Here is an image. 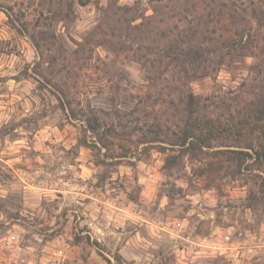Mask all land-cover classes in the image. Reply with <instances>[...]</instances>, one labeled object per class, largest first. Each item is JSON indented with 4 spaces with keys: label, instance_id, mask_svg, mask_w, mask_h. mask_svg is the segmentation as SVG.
<instances>
[{
    "label": "rangeland",
    "instance_id": "rangeland-1",
    "mask_svg": "<svg viewBox=\"0 0 264 264\" xmlns=\"http://www.w3.org/2000/svg\"><path fill=\"white\" fill-rule=\"evenodd\" d=\"M113 1L131 7L127 17L151 13L149 0H85V5L75 2L71 17L62 15L46 27L39 16L42 4L65 8L66 0H0V246L15 232L24 248L47 247L42 252L52 256L49 264H108L104 257L117 264L116 255L120 264H264V171L233 172L215 147L199 159L181 157L170 169L164 168L163 152L143 144L112 159L103 147L80 143L79 121L66 118L54 88L34 73L47 74L50 58L56 59L54 71L70 59L80 69L78 98L112 123L127 147L120 126L139 116L145 104L175 98L187 78L173 64L164 67L165 61L157 60L165 42L149 36L132 43L114 35L121 21ZM179 2L168 5L176 8ZM238 2L249 12L264 8V0ZM7 8L35 33L37 50L26 32L13 27ZM251 32L264 46V26L253 24ZM117 41L152 51L142 47L146 59L138 61L132 51L117 49L112 43ZM237 55H226L216 73L188 82L190 90L214 101L263 96L264 50ZM161 69L164 75L151 86ZM147 91L149 98L137 105ZM226 234L233 243L227 253L192 257L188 240ZM182 247L187 253L179 259L175 252ZM59 248L64 257L53 254ZM7 256L0 247V264H7L1 259Z\"/></svg>",
    "mask_w": 264,
    "mask_h": 264
},
{
    "label": "trees",
    "instance_id": "trees-1",
    "mask_svg": "<svg viewBox=\"0 0 264 264\" xmlns=\"http://www.w3.org/2000/svg\"><path fill=\"white\" fill-rule=\"evenodd\" d=\"M179 1V6L174 8L168 5L169 0H149L150 14L135 13L130 17L125 15L131 11L130 6H115L116 1L112 2L117 21H121L114 35L132 43L145 41L149 36L156 37L152 42H165L166 48L157 60L159 63L165 61L164 67L173 64L187 78V86L180 89L175 98L158 105L154 101L149 106L145 104L139 116L120 126L127 133V147L119 142L123 134L112 123L108 125L89 103H83L78 98L76 89L81 77L80 69L71 66L73 62L70 59L64 60L54 71L56 59L50 58L46 61L47 74L34 73L54 88L57 105L66 118L79 121L84 131L80 143L99 150L103 147L112 159L118 160L126 156L131 148L136 149L143 144L144 149L152 146L163 152L164 168L170 169L181 157L199 159L207 149L215 147L214 153L224 156L233 167V172L257 170L263 173L264 95L256 99L229 100L222 97L214 101L193 93L187 83L216 73L226 55L233 57L238 52L237 56H247L263 52L264 46L251 32V27L253 24L264 26V8H250L249 12L246 6H240L238 0ZM75 2L80 5L86 3L85 0H66L65 8H55L53 3L49 6L42 4L47 13H43V8L40 10L41 23L47 27L52 20L60 21L62 15L71 17ZM11 10L7 8L5 13L13 27L19 32H26L37 50L40 44L35 33L28 32L26 23L20 26L16 21L21 22L22 19L13 18ZM248 12L249 19L244 15ZM137 19L140 21L135 23ZM241 22L247 23L250 28L242 26ZM40 35L43 36L44 32L40 31ZM112 43L117 45V49L122 46L132 51L138 61L146 59L147 52L142 51V47L152 51L147 45H138L134 49L130 45H122V42ZM40 66L41 63L36 64V68ZM163 73V69L156 73L151 86L156 87ZM149 93L147 91L139 97L137 105L149 98ZM87 133L91 135L89 143ZM116 147L122 149L118 154L111 151ZM115 257L120 264L119 257ZM104 259L110 264L108 258Z\"/></svg>",
    "mask_w": 264,
    "mask_h": 264
},
{
    "label": "built area",
    "instance_id": "built-area-1",
    "mask_svg": "<svg viewBox=\"0 0 264 264\" xmlns=\"http://www.w3.org/2000/svg\"><path fill=\"white\" fill-rule=\"evenodd\" d=\"M177 226H180L179 223L176 224L175 229H180ZM221 238V237H220ZM216 237L215 240H208L207 238H202L199 240H188L191 244V252H193V256L199 254H206L210 252L225 254L228 250H231L232 244L229 241V236L226 234L221 239ZM1 248L6 249L8 251V256L6 257L4 263L7 264H32L30 260H27L22 255L23 246L19 244V235L15 232L10 233L5 239L2 240ZM179 250V252H178ZM177 252H175V256L180 258L186 257L187 247L179 248ZM190 253V252H189ZM56 257H61V251L58 250L54 253Z\"/></svg>",
    "mask_w": 264,
    "mask_h": 264
},
{
    "label": "crops",
    "instance_id": "crops-1",
    "mask_svg": "<svg viewBox=\"0 0 264 264\" xmlns=\"http://www.w3.org/2000/svg\"><path fill=\"white\" fill-rule=\"evenodd\" d=\"M39 245H26L25 248H22V255L27 259L30 260L32 264H49L48 262H50V259L52 256H50L49 252H42L45 251L44 249H46L47 247H38ZM43 246V245H42ZM61 251V256L63 250L62 249H58ZM54 254V253H53ZM64 257V256H63ZM3 260H5L6 258H1Z\"/></svg>",
    "mask_w": 264,
    "mask_h": 264
}]
</instances>
